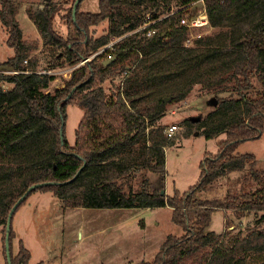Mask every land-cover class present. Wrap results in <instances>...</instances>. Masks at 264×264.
<instances>
[{"label": "trees", "instance_id": "obj_1", "mask_svg": "<svg viewBox=\"0 0 264 264\" xmlns=\"http://www.w3.org/2000/svg\"><path fill=\"white\" fill-rule=\"evenodd\" d=\"M171 1L99 0L97 12H83L81 0L74 17L73 4L61 16L67 28L75 31L73 37L53 27L59 14L56 7L41 9V19L31 15L47 43L63 48L60 67L72 68L63 85L50 91L55 74L38 72L37 59L29 57L30 48L22 38L13 0H0L5 42L13 51L0 67L23 71L0 75V222L4 232L16 200L29 186L48 182L32 189L24 200L42 191L52 192L69 207H171L172 221L183 234L167 235L154 260L139 264H190L197 258L195 264H234L232 258L241 255L243 261L237 264H247L243 255L264 256V229L254 228L246 235L207 231L214 209L264 212V171L254 169V154L235 152L242 142L264 133V0H201L210 25L227 30L195 37L190 45H185L190 29L178 21L187 6L199 0H175V12L166 16ZM147 15L160 20L135 31ZM104 20L108 23L105 33L90 35L89 28ZM150 27L156 31L147 35ZM115 39L110 57L107 49L77 65ZM107 80L110 84L105 88ZM196 86L204 93L226 95L217 99L215 111L192 122L205 128L197 133L205 137L225 133L226 138L215 154L204 155L195 185L167 196L164 147L169 141L155 122L165 97L183 100ZM69 104L82 111L72 145L65 137ZM246 166L259 188L224 198L203 196L218 178ZM148 173L155 175L152 181ZM14 238L10 225L11 264H32L22 240L13 252ZM207 247L211 249L203 251Z\"/></svg>", "mask_w": 264, "mask_h": 264}, {"label": "rangeland", "instance_id": "obj_2", "mask_svg": "<svg viewBox=\"0 0 264 264\" xmlns=\"http://www.w3.org/2000/svg\"><path fill=\"white\" fill-rule=\"evenodd\" d=\"M75 0H13L16 9V20L22 32V38L30 48V56L37 59V70L57 71L55 79L50 83L49 90L61 87L64 80L69 78L72 68L60 67L63 58L60 56L63 48H56L47 43V39L40 31L31 15L41 19L39 14L45 6L56 7L59 14L54 17L53 27L63 36L76 35L69 30L65 19L61 16ZM99 0H82L79 10L83 12H97ZM49 3V4H48ZM174 10L175 0L169 4ZM203 10L202 1L190 3L185 11V18L189 19ZM169 11V10H167ZM169 11V12H170ZM168 13V12H167ZM165 15V14H164ZM163 17V16H162ZM107 21L89 28L93 37L105 33ZM216 29L207 26H197L190 29L188 45L198 36L216 34ZM6 30L0 21V63L12 56L13 51L5 40ZM108 49L105 54H109ZM92 55L87 58H91ZM89 60V59H88ZM83 62V61H82ZM83 64V63H78ZM76 65V66H77ZM121 74L113 78L117 83ZM110 81L103 82L105 88ZM259 87V84H256ZM249 95V94H248ZM225 94H208L196 86L183 100L165 102L162 112L156 120V125L164 129L176 125L174 134L168 138L169 143L164 147L166 177L164 192L172 196L174 192L183 193L198 181L199 164L206 153L215 154L219 144L226 138L225 133L214 137H205L197 132L204 131V126L193 125L191 118L200 119L217 109L218 100L211 105V97L220 98ZM235 97V96H233ZM65 137L72 145L75 132L82 117V111L76 104H69L66 108ZM197 121V122H198ZM165 134V133H164ZM236 154L252 153L256 158L254 169L264 171V133L256 139L242 142L236 149ZM152 181L154 174L148 173ZM137 181L133 182L136 186ZM259 188L250 167L242 171H234L218 178L210 190L203 193L207 198H224L227 195H240ZM172 209L165 205L161 207L138 208H85L69 207L61 204L52 192L36 191L24 200L11 218V227L15 233L12 249L16 253L18 241L22 240L30 251V261L35 264H139L152 262L167 235L179 236L183 229L172 221ZM263 211L234 213L230 209H214L211 212L207 231L216 234L223 232L246 235L252 229H264ZM259 221V223L257 222ZM258 223V224H257ZM3 223L0 222V264H5L3 252ZM210 247L203 251L210 250ZM201 254V253H200ZM198 254V257L199 255ZM247 264H262L264 256L259 258L243 255ZM190 260V264H195ZM234 264L243 261V257H233ZM30 262V263H31Z\"/></svg>", "mask_w": 264, "mask_h": 264}, {"label": "built area", "instance_id": "obj_3", "mask_svg": "<svg viewBox=\"0 0 264 264\" xmlns=\"http://www.w3.org/2000/svg\"><path fill=\"white\" fill-rule=\"evenodd\" d=\"M174 12H175V10H171L170 12L167 13L166 16L172 15ZM156 20H160V18L159 19L150 20L149 19V15H147L144 23L138 29H136L135 31H138L140 29H143L145 27H149V26L153 25L156 22ZM178 22L180 24L184 25L185 27H188L189 29L203 25V26H207V28L208 29H211V30L216 29L215 31L217 33H221V34H223L227 30L225 27H219L218 28V27H213V26L210 25V23L208 22L207 16L205 14L204 6H203V10L200 11L194 17H191L189 19H187L185 17H183V18L181 17ZM155 31H156V28L155 27H150L147 30V35H151ZM116 40H118V39L112 40L109 44H107L103 48L99 49L92 56H95V55H97V54H99V53H101V52H103V51H105L107 49H111L112 44ZM189 41L190 40L187 38L185 40V45H188V43H190ZM106 55H108V57H110L109 54H106ZM88 59H90V58H86L83 62H85ZM24 62H26V61H24ZM83 62H81V63H83ZM21 72H23V71H21V70H14V69H7V68L0 67V75L17 74V73H21ZM38 72L45 73V74H55V73H58L57 71H51V70H47V71H45V70H39ZM176 129H177V126L176 125H170L169 127H167V128L164 129V133H165V135L167 137H170V136H172L174 134V132L176 131Z\"/></svg>", "mask_w": 264, "mask_h": 264}, {"label": "water", "instance_id": "obj_4", "mask_svg": "<svg viewBox=\"0 0 264 264\" xmlns=\"http://www.w3.org/2000/svg\"><path fill=\"white\" fill-rule=\"evenodd\" d=\"M81 0H75L74 3H73V6H72V15L74 17V14L76 12V9H77V6H78V3L80 2ZM114 59V57H111L110 59L108 60H105L103 62L104 65L108 64L109 62H111L112 60ZM171 97H165L163 99L164 102L168 101ZM208 102L211 104V105H215L217 103V98L215 97H211ZM198 121V118H191V122H197ZM80 169L77 171V173L75 174V176L73 178H75L78 173H79ZM44 184H48V182L46 183H37V184H33L31 186H29L27 188V190L23 193V195H21L17 200L16 202L12 205V207L10 208L9 212H8V215H7V219H6V226H5V239H4V246H5V254H6V259H7V263L8 264H11V260H10V251H9V230H10V223H11V218H12V215L13 213L15 212L16 208L18 207V205L25 199L26 195H28V193L32 190V189H35L39 186H42ZM163 192V191H162Z\"/></svg>", "mask_w": 264, "mask_h": 264}, {"label": "crops", "instance_id": "obj_5", "mask_svg": "<svg viewBox=\"0 0 264 264\" xmlns=\"http://www.w3.org/2000/svg\"><path fill=\"white\" fill-rule=\"evenodd\" d=\"M31 258V257H30ZM31 262V261H30ZM32 263V262H31ZM32 264H35V263H32Z\"/></svg>", "mask_w": 264, "mask_h": 264}]
</instances>
